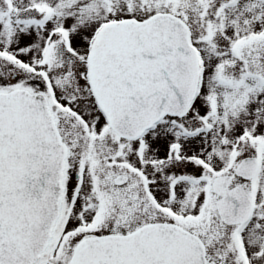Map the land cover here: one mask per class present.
Returning <instances> with one entry per match:
<instances>
[{"label": "snow or ice", "instance_id": "obj_1", "mask_svg": "<svg viewBox=\"0 0 264 264\" xmlns=\"http://www.w3.org/2000/svg\"><path fill=\"white\" fill-rule=\"evenodd\" d=\"M0 264H264V0H0Z\"/></svg>", "mask_w": 264, "mask_h": 264}]
</instances>
